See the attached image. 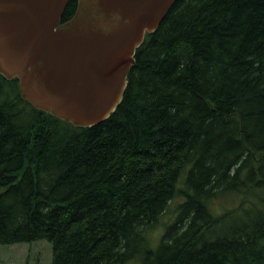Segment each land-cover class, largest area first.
Listing matches in <instances>:
<instances>
[{"label":"trees","instance_id":"16d2710c","mask_svg":"<svg viewBox=\"0 0 264 264\" xmlns=\"http://www.w3.org/2000/svg\"><path fill=\"white\" fill-rule=\"evenodd\" d=\"M42 239L50 264H264V0H176L92 127L0 74V245Z\"/></svg>","mask_w":264,"mask_h":264},{"label":"water","instance_id":"95a60500","mask_svg":"<svg viewBox=\"0 0 264 264\" xmlns=\"http://www.w3.org/2000/svg\"><path fill=\"white\" fill-rule=\"evenodd\" d=\"M0 0V74L36 109L92 127L120 105L147 33L176 0Z\"/></svg>","mask_w":264,"mask_h":264},{"label":"rangeland","instance_id":"374dc122","mask_svg":"<svg viewBox=\"0 0 264 264\" xmlns=\"http://www.w3.org/2000/svg\"><path fill=\"white\" fill-rule=\"evenodd\" d=\"M221 199L224 201L226 198ZM225 202L231 204L228 198ZM174 209L172 204L164 215L163 222L171 221L174 218ZM160 235L161 231L158 232L157 237L159 238ZM52 256V244L46 239L0 245V264H25L26 262L28 264H50Z\"/></svg>","mask_w":264,"mask_h":264}]
</instances>
